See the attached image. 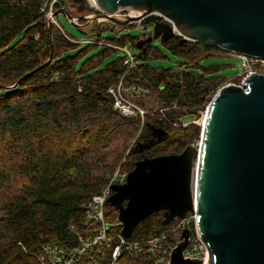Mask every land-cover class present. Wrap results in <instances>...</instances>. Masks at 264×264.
Instances as JSON below:
<instances>
[{
  "label": "trees",
  "instance_id": "trees-1",
  "mask_svg": "<svg viewBox=\"0 0 264 264\" xmlns=\"http://www.w3.org/2000/svg\"><path fill=\"white\" fill-rule=\"evenodd\" d=\"M44 1L0 0V264H38L43 243L73 249L77 238L71 226L82 228L87 200L117 169L128 173L137 160L180 153L196 142L201 127L182 125L183 117L189 114L195 120L227 81L216 75L220 66L202 64L224 54L219 47L182 43L173 36L160 42L182 61L176 68H161L148 64L164 57L160 48L144 42L124 83L147 92L135 100L145 113L143 118L123 115L107 92L123 72L122 57L102 67L103 58L115 50L105 46L79 64L99 45L70 55L78 43L55 24L50 31L41 11ZM86 1L59 0L55 8ZM146 19L151 24L160 17ZM146 37L126 34L104 41L123 45L130 40L136 46ZM232 80L238 83L240 78ZM149 99L160 106L148 108ZM159 108H164V118L147 112ZM152 127L165 129L166 137L156 141ZM105 216L119 222L117 209L108 204ZM177 219L167 222L163 211L154 212L137 224L129 239L150 238ZM130 264L155 263L132 257Z\"/></svg>",
  "mask_w": 264,
  "mask_h": 264
},
{
  "label": "water",
  "instance_id": "water-1",
  "mask_svg": "<svg viewBox=\"0 0 264 264\" xmlns=\"http://www.w3.org/2000/svg\"><path fill=\"white\" fill-rule=\"evenodd\" d=\"M93 1L97 9L93 13L72 17L61 8L52 15L62 11L77 25L95 19L96 36L101 23L122 29L130 22L157 15L161 20L153 22L151 34L141 38L137 48L144 42L178 35L182 43L198 41L264 57V0ZM126 9L139 12L121 13ZM48 25L50 29L49 19ZM200 126L196 149L190 144L180 153L137 160L125 182L110 186L106 204L117 209L125 237L154 212L163 211L165 221L170 222L194 210L196 232L208 257H184L190 235L185 223L169 264H264V74H249L241 85L221 86L208 102ZM152 130L156 141L166 137L165 129ZM172 158L175 161L165 167L164 175L169 190L155 192L150 204L138 207L135 186L140 181L136 172L140 165L148 171L146 163L160 164ZM173 187L177 191H171ZM176 197L178 201L173 200Z\"/></svg>",
  "mask_w": 264,
  "mask_h": 264
},
{
  "label": "built area",
  "instance_id": "built-area-1",
  "mask_svg": "<svg viewBox=\"0 0 264 264\" xmlns=\"http://www.w3.org/2000/svg\"><path fill=\"white\" fill-rule=\"evenodd\" d=\"M58 1L59 0L44 1L41 6V11L45 10V18L47 22L49 19V22L57 25L63 30L59 21L55 18V15H52L56 9L55 4L58 3ZM90 5L92 8L94 7L96 9L95 3H90ZM94 8L90 13L95 11ZM77 26L80 28V25ZM66 36L69 40L78 44L86 43L88 45H104L123 52V72L116 82L107 87V92L112 96L113 108L119 113L130 117L140 115L141 118H143L145 110L142 109L135 100L141 97L140 92H142L143 95L147 92L135 84L125 85L124 83L126 74L130 73L136 64V56L129 49L128 45L126 43L123 45H116L104 40L99 41L95 38L87 37L85 39H76L68 33H66ZM232 55L240 62L242 72L237 75V78H240V81L235 83L230 79L224 84L235 83L241 85L242 78L249 74H264V57L245 53H232ZM148 111H150L152 116L159 113V118H164V108L147 110V112ZM199 112L200 115L204 117L205 111L204 113L202 111ZM198 120H192L190 122L198 123ZM181 123L186 126L189 122L182 121ZM126 176L127 173L117 169L108 183L101 188L99 193L92 195L84 204L82 228L76 230L74 229V226H71V230H74L77 238V245L73 249H67L64 246L55 243H43L39 252L36 254L37 263L130 264V258L132 257H147L153 259L155 264H169L170 253L172 248H174L179 242L181 231L185 223L190 228V235L188 237V245L183 251L184 257L203 258L206 260L208 252L206 246L196 232L194 210L189 211L184 218H178L173 225L160 233L141 240H130L129 237L123 236L120 222L112 223L111 221L106 220L105 204L106 199L112 193L110 186L112 184H121L125 182ZM120 226L121 230H119Z\"/></svg>",
  "mask_w": 264,
  "mask_h": 264
},
{
  "label": "rangeland",
  "instance_id": "rangeland-1",
  "mask_svg": "<svg viewBox=\"0 0 264 264\" xmlns=\"http://www.w3.org/2000/svg\"><path fill=\"white\" fill-rule=\"evenodd\" d=\"M91 4H94L92 0H87L86 2H82L77 5H73L72 3H68L65 6V10L69 13L70 16H80L81 14H87L88 12L86 11V8L88 9L89 6L91 7ZM89 4V6H88ZM94 8V7H93ZM92 8V9H93ZM95 9V8H94ZM97 9H95L96 11ZM133 14V13H132ZM55 18L59 21L61 27L63 30L68 33L70 36L76 38V39H85L87 38H95L99 37V39L106 40L109 39L112 41V39H117L120 37V35H133V36H140V35H150L151 34V29L152 26L147 25V17L130 22L126 26H124L122 29H115L114 27L112 28L108 24H103L101 23V28H100V35L96 36L95 35V28L97 27L98 21L93 19V21L80 25V28L77 25L72 24L69 20H67L66 15L64 12H58L55 16ZM53 23L50 22V25ZM94 28V29H92ZM82 32H80V30ZM92 29V30H91ZM51 31V28H50ZM148 33V34H147ZM126 44L128 45L129 49L137 55L139 53V49L130 42V40H126ZM152 44L156 45L160 48L162 54L164 55L163 58H158V59H152L148 61L149 65L156 66V67H161V68H176L178 64L182 61L181 57L172 53L171 51L167 50L159 41V39L152 40ZM86 43H81L78 44V46H74V48L69 52L70 55L78 54L82 52L84 49L87 48ZM106 48L105 46L99 45L91 48L88 50L81 58L79 64L84 61L85 59L89 58L90 56L98 53L102 49ZM223 50V49H222ZM224 54L221 56H214V57H208L202 60V64H210V65H218L220 66L219 70L216 72V75L222 76L226 78L227 80L233 79L237 77L239 73L242 72V69L240 68V62L238 59L232 55L233 52L225 51ZM123 57V52L120 50H113L109 55L105 56L102 60L101 66H105L109 62H112L118 58ZM225 85V84H223ZM222 85V86H223ZM219 89V88H218ZM141 96L143 95L142 92H140ZM148 108H158L160 106L159 102H155L153 99H149L146 102ZM203 113L205 110H201ZM144 116V114H143ZM200 115L195 119L198 120L199 126L201 124V120L203 116ZM193 117L190 116L189 114L183 117V121L185 122H190ZM197 124V123H196ZM201 127V126H200ZM118 140L115 138L113 145L114 146ZM199 142V139L196 142H193L194 148H197V143ZM148 143H146L147 145ZM130 145V143L128 144ZM127 145V146H128ZM143 145V146H146ZM195 157H196V151L194 150L193 153V163L195 162Z\"/></svg>",
  "mask_w": 264,
  "mask_h": 264
},
{
  "label": "bare ground",
  "instance_id": "bare-ground-1",
  "mask_svg": "<svg viewBox=\"0 0 264 264\" xmlns=\"http://www.w3.org/2000/svg\"><path fill=\"white\" fill-rule=\"evenodd\" d=\"M130 10H131L130 11L131 15H134V12H136V13L139 12L138 10L137 11L133 10V9H130ZM202 122H203V118L201 120V124H202ZM174 161L175 160H173V158H172V159H167L164 161L161 160L160 164H155V162H153V161L148 162V163H146V168L148 169V171H145L140 165L138 171H136L138 177L140 176V181L138 183L136 182L137 185L135 186V190H136L135 192H136V196H137L136 198H137V202L139 204V205L137 204L138 207H142L148 203L150 204V202L152 200L151 195L152 194L155 195L154 194L155 192H158V194H159V193L164 192L165 190H167V191L169 190L167 188V186H169L170 184L169 185L167 184V179L164 177L165 172H166L165 167L171 166ZM170 190L171 191H177V190H175V187L170 188ZM171 193H175V192H171ZM173 200L178 201V198L176 197Z\"/></svg>",
  "mask_w": 264,
  "mask_h": 264
},
{
  "label": "flooded vegetation",
  "instance_id": "flooded-vegetation-1",
  "mask_svg": "<svg viewBox=\"0 0 264 264\" xmlns=\"http://www.w3.org/2000/svg\"><path fill=\"white\" fill-rule=\"evenodd\" d=\"M131 10H129V9H126V10H122L121 11V13H124V14H131V12H130ZM157 20H161V17H160V19H157ZM147 25H150V26H152L153 25V22L151 23V24H147ZM160 41V40H159ZM143 45H144V43H143Z\"/></svg>",
  "mask_w": 264,
  "mask_h": 264
}]
</instances>
